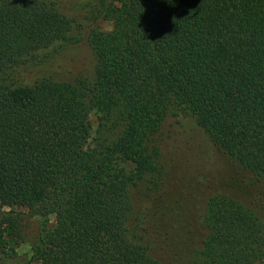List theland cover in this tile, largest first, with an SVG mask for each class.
Instances as JSON below:
<instances>
[{
	"label": "trees",
	"instance_id": "16d2710c",
	"mask_svg": "<svg viewBox=\"0 0 264 264\" xmlns=\"http://www.w3.org/2000/svg\"><path fill=\"white\" fill-rule=\"evenodd\" d=\"M52 1L0 0V249L30 243L33 264H264V0H95L94 78L23 85L27 59L75 42ZM179 109L235 170L233 192L207 199L192 263L161 237L165 212H135L128 193L159 199Z\"/></svg>",
	"mask_w": 264,
	"mask_h": 264
},
{
	"label": "rangeland",
	"instance_id": "374dc122",
	"mask_svg": "<svg viewBox=\"0 0 264 264\" xmlns=\"http://www.w3.org/2000/svg\"><path fill=\"white\" fill-rule=\"evenodd\" d=\"M52 2L62 14L73 19L70 35L75 42L56 44L27 59L19 71L23 85L36 79L73 83L79 77L94 78V56L83 36L86 17L95 0ZM100 28L109 31L111 23L102 22ZM90 122L95 132L98 124L96 115L90 116ZM162 131L163 183L157 191L159 199L147 201L150 198L145 197L144 190L140 191L139 187H130L128 193L135 212L141 209L142 204L143 207L157 205L165 212L157 220L162 226L161 237L165 243L175 244L183 258L192 263L207 237V230L202 226L207 199L219 191L233 192L226 187L235 181V170L187 110L170 113ZM5 210L0 208V218ZM4 250L0 249V264H33L30 261V243H20L14 249Z\"/></svg>",
	"mask_w": 264,
	"mask_h": 264
}]
</instances>
